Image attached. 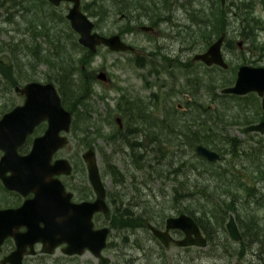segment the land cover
Listing matches in <instances>:
<instances>
[{
  "label": "flooded vegetation",
  "instance_id": "af4514ba",
  "mask_svg": "<svg viewBox=\"0 0 264 264\" xmlns=\"http://www.w3.org/2000/svg\"><path fill=\"white\" fill-rule=\"evenodd\" d=\"M194 1L196 4L205 5L201 8L206 9H204L205 12L203 14L207 17V20L213 18L217 20V33L211 38L204 39L205 48L203 50L195 49L190 43L186 45L189 37L184 36L183 39H180V45L176 53L174 48H172V40L174 37L166 34V32H173L174 27H176V24L180 21L179 19L187 20L190 18L191 14L187 13V8L191 6ZM63 2L65 1H62L60 4ZM153 2V5L150 7L140 8V10H135L133 12L125 11L121 14V17L129 21L135 19L136 21L144 20L148 22L136 23L135 26L153 36L157 35V39H155L156 42L151 50L130 43L129 40L125 38L126 33L135 30V27L131 23H127L118 34L126 43L131 44L133 48L114 50L107 45L100 44L97 46L96 51H92L89 47L79 42V34L76 32L77 41L80 45L77 46V44H74L75 46L70 47L65 43V45H61V47L55 51V40L48 39V35L44 30V23H39V21H37V28L33 32L36 36H32L31 39V42L34 43L31 47V52L33 50V54H28L27 52V56H29L27 62L29 67H27L29 69L26 67V64H24L22 69L24 70V74L19 75L22 79L18 77V82L13 85L15 95L21 100L15 99L10 103V106L8 105L9 107H6L5 111H2V113L0 111L1 119L6 112L12 111L17 106L25 103L27 95L19 92L16 86L22 87L31 81H39L42 83L52 82L55 85L61 97L62 105L71 112L72 117L70 130L68 132L61 130L60 133L67 134L68 136V133L74 126L73 128L75 131L85 132L84 136H82L83 139L91 137L93 142L91 143L89 140L91 143L89 144L88 141H86L89 147L82 152L81 156L84 163H86L87 172H77V170L80 171L79 168L77 169L78 162L75 161L76 164L74 165L68 157H65L72 165L71 173L54 175V177H58L64 184L65 190L71 192V200L76 203L91 202L97 198V192L89 177L88 163L84 157V153L92 148L99 165L100 146L97 145L96 138H106V143L111 147L109 153L106 154L105 160L108 166L106 172L111 177L109 181L104 179L100 165L99 169L105 187V202L108 206V211L105 212L102 209L97 210L93 213L92 219L95 229L105 226L109 227L107 244L102 250V254L109 257L107 264H123L121 261H117L113 255L105 251L110 245L109 236L112 229L115 227L113 223L115 221V215L121 213H127L122 215L123 220H125V218H135L134 214L139 216L142 221H139L137 226L147 228L148 235L159 245L157 248L158 251L153 255V262L149 264H190V259L186 255L181 256L180 253L166 254L162 252L171 246L172 243L177 244L176 240L183 238L185 233L180 228H171L169 232L173 238L168 245L163 244L161 239L153 233L149 225L153 224L158 228L165 229L166 219L171 216V214L164 220H159V216L156 212H152L151 208L147 207L148 205L144 206L145 203H150L151 200H146L143 196L151 195L150 192L154 194L152 188L149 187V181L159 180L157 179L159 177L157 171L161 166L160 164H172L176 148L186 149L191 147L192 123L195 125V122H203L197 119L191 120V114L196 115L197 113L204 115L208 112H212V108H217V104L215 105V102H212L210 108L206 106L202 109L204 106L201 101L199 102V99L204 93L203 81L220 83L219 81L222 79L221 84L224 82L228 84L224 87H220V90L219 87L215 90L211 87L210 90L213 93V99L216 101L219 100L222 105L224 99H233V107L236 112L235 122L240 124L239 127L243 129V132L247 133L249 138L247 142L248 146L250 148L264 150V132L260 129H249L252 125L264 122V93H260L257 90H251L242 94L223 92V88L231 86L236 82L238 70L241 65L249 64L255 67H264V42L259 43L257 41V36H259L258 31L260 32L262 28H264L263 18L260 13L254 11L255 4H257L256 2H258V4H264V0H186L182 3H177L178 0H153ZM70 3L72 5V2ZM51 4L54 7L60 5ZM212 4L213 6L208 7V5ZM71 5L68 7L67 12ZM177 5L182 7L184 15L181 16L175 11ZM17 6L21 7L20 4ZM14 7H16L15 0H11L6 6L8 11H10V9L12 11ZM22 9L26 11L27 23L33 26V19L28 17L32 10L30 9L29 11L26 7ZM213 9H219V12L214 13ZM12 12H14V16H16V12ZM67 12L65 14L66 20L70 23V20L67 18ZM150 19L155 22L151 23L149 21ZM31 20L33 21L32 25ZM13 21L14 19H12V22ZM174 21L176 22L173 23ZM143 25L151 26L152 28L144 29L142 27ZM221 35H223L221 48L223 57L227 62L226 67L217 63L208 64L201 59L194 58L196 53L206 51ZM39 36L44 39L43 42L38 40ZM239 37L240 40H237ZM27 38H29V36H27ZM160 38L161 41L159 42ZM162 38L164 39L163 42ZM21 39L19 42L14 40L16 45L21 44ZM24 40H27L30 46V40L26 38H24ZM245 42L249 43L247 48L250 55L249 57L244 55L242 57L243 61L238 65L237 69H233L231 68V64L234 63V60H230L228 54H231L232 59L237 57L238 51H245ZM235 44H237V47ZM102 46L110 51L129 53L135 69H141L140 72H137V75L140 77L143 89L146 88L150 92H148L149 94H144L143 92H136V94H134V90L131 86H128L129 88L125 86L116 108L114 110L109 108L107 112L105 111L106 113H104V115L108 116L107 122L91 131L87 121L84 119L83 122L82 120V116H86V113L88 114L89 111H91L86 107V102L83 103V97L89 100L93 99L92 95L95 92L94 83L96 82H101L109 87L113 85V79L104 65L98 68L93 66L92 61L95 59V56ZM77 47H81L84 50L81 61H77V59H75L76 56L73 55V50ZM69 49L71 51H69ZM193 51L195 52L193 53ZM69 55L73 56L69 59ZM49 61L62 62L64 65L68 66L70 69L69 72H71L67 73L68 78L71 77V74L78 75V72L74 70L77 69L78 71V69H80L79 75L88 86L84 90L81 82L82 79L79 78L76 80V78H73L72 82L75 84V88L79 90L78 94L72 92L71 85L70 87L69 84L66 85L67 82L62 83L61 86L58 87L52 80L56 81L55 78L59 75L61 71L60 68L57 67L58 75H54L47 70L35 69V63L47 64ZM11 66L14 70V66ZM19 66H21V63L17 65V67ZM51 66L54 69L56 68L53 65ZM127 68L130 69L132 67L127 66ZM15 71L16 70H14V74ZM100 73H104L106 78L99 77ZM64 74H66V70H64ZM41 78L46 80H42ZM76 99L80 100L74 102ZM91 106L92 104L90 103V107ZM106 118L107 117H102V119ZM22 120L23 119L19 117L14 118L12 120L14 123L13 126H21L20 122H22ZM95 123L96 120L93 121V125H95ZM48 128L49 122L47 119L38 122L34 126L33 131L27 135L25 141L19 146V153H29L35 139L45 134ZM68 143L54 152L52 161L64 157H56L55 154ZM4 152L5 151L0 148V159ZM74 169L75 174L73 179L63 178V176L68 178L73 177ZM161 169L165 171L164 167ZM138 171L146 172L145 178H143V176L140 178L138 176ZM7 174H11V171H7ZM162 176H166L165 173L162 174ZM14 183L18 184V187L10 188L4 183L0 176V209L18 208L27 199H31L35 196V192L32 190L24 194L23 191L19 189V187L27 188L30 183L27 184L24 180H19ZM143 186H146L145 190H143ZM56 200L59 204L62 203L61 198H57ZM58 207L60 208V205H58ZM56 209L59 210L57 207ZM52 212L57 214L53 209ZM40 215L37 218H40ZM61 217L62 216H56V220H59ZM145 217L153 221H144V219H147ZM237 223L241 232V238L237 240L232 239L230 236L229 238L233 241V244L240 243L241 245L245 239V235L238 221ZM29 225L28 216H26V214H0V264H80L77 262V259L75 260V257L83 254L87 250L93 254L94 260L93 262L87 261L85 264H101V258L89 249H85L82 253L70 254L65 252L64 248L67 245L66 242L57 244L52 251L44 249L49 242L45 244L42 240H37L32 244L31 235L26 234ZM40 225H45L43 220L40 221ZM200 229L201 233L207 238L208 245V233L202 226H200ZM178 246L186 249L190 246L198 245ZM70 257L73 258V261L68 262L66 258ZM130 259H133V257L130 256ZM128 262L129 261H126V264H134ZM236 262L241 261H235L234 264Z\"/></svg>",
  "mask_w": 264,
  "mask_h": 264
},
{
  "label": "water",
  "instance_id": "95a60500",
  "mask_svg": "<svg viewBox=\"0 0 264 264\" xmlns=\"http://www.w3.org/2000/svg\"><path fill=\"white\" fill-rule=\"evenodd\" d=\"M49 1L54 5H59L62 1L72 2L67 12V18L70 20L72 28L79 34V42L92 51H96L100 44L107 45L114 50L133 48L118 33L105 35L95 30L94 21L81 8V0ZM142 27L144 29L152 28L147 25ZM222 42L223 35L217 38L206 51L196 53L194 58L201 59L208 64L217 63L226 67L227 62L221 48ZM99 77L106 78L104 73H100ZM16 89L25 93L27 98L23 105L6 112L0 119V148L5 151L0 159V176L10 188L18 187V184L14 182L19 180H24L27 184L30 183L27 188L19 187V189L24 194L32 190L35 192V196L27 199L18 208L0 209V214H26L30 224L26 234L31 235L32 244L37 240H42L45 244L49 242L44 249L52 251L57 244L66 242L65 252L82 253L85 249H89L101 258V264H107L109 257L104 256L102 250L107 244L109 227L95 229L92 219L95 211L101 209L105 212L108 211L105 202V187L94 150L88 149L84 153V157L88 163L89 177L97 192V198L91 202H73L71 192H67L61 180L54 177L61 173H71L70 161L65 157L52 161L54 152L69 141L67 134H61L60 131L68 132L70 130L71 112L62 105L61 97L52 82L31 81L22 87L16 86ZM251 90L264 93V67L241 65L236 82L223 88V92L238 94ZM16 117L23 119L20 122L21 126H13L12 120ZM43 119H47L49 122L48 130L35 139L29 153H19V146L33 131L34 126ZM249 129H260L264 132V122L252 125ZM195 151L211 162H216L221 158L219 151L203 143L197 144ZM7 171H11V174H7ZM57 198L62 199L61 204L57 202ZM52 209L57 214L53 213ZM39 215L40 218H37ZM56 216L62 217L56 220ZM42 220L44 226L40 225ZM225 225L232 239L241 238L234 213L229 214ZM149 226L165 245H168L173 238L169 232L171 228H180L185 233L183 238L176 240L178 245L206 246L208 242L201 233L196 220L187 213L167 217L165 229L158 228L153 224ZM235 264H241V262Z\"/></svg>",
  "mask_w": 264,
  "mask_h": 264
},
{
  "label": "rangeland",
  "instance_id": "374dc122",
  "mask_svg": "<svg viewBox=\"0 0 264 264\" xmlns=\"http://www.w3.org/2000/svg\"><path fill=\"white\" fill-rule=\"evenodd\" d=\"M185 1L186 0H178L177 3H182ZM86 2L92 3L94 2V0H82V6ZM107 2L108 1H106L105 5L103 6L105 10L93 8L95 11V14H93V12L92 14H90L88 11L87 12L85 11L88 14V16L94 21L95 30L99 31L100 33L109 35V34L119 33L126 26L127 23H131L135 27L134 28L135 30L133 32L126 33L125 38L129 40L130 43H133L137 46H141L143 48L146 47L148 48V50H151V48L154 46V43L156 42L155 39H157L156 38L157 35L153 36L145 31L138 29L135 26L137 22L135 19H133V21L124 19L123 17H121L122 13L115 12L114 10L115 6L111 4V6L109 7V4H107ZM256 3L257 4H255L254 11L256 13L261 14V17L263 18V24H264V4H258V2ZM70 5H71L70 2L65 1L57 7H50L47 9L46 5L43 4L42 2H39V1L36 2V6H35L36 9L41 10V8L44 6V10H42V12L51 13V16L54 19L58 18V20H61L59 22V27H58L59 32L57 33L59 36H56L55 38L56 40L54 42L55 51H57V49L61 47L62 42L63 44L67 43L70 47L75 46L74 45L75 39H77L76 31L71 27L70 23L66 19H64V17L66 18L65 14ZM6 6L1 7L0 5V62H5L4 64H6L7 66L13 65L15 68L14 70H16L15 77L18 78L20 74H24L23 72H20V67L21 66L23 67L24 64H26V67L27 66L29 67V65L27 64L28 57H29L27 56V52L29 51L24 46L26 44L24 43V38L29 39L31 42L32 36H36V34L33 33L31 30L29 32L30 25L27 23L28 19L26 17V11L22 9L23 8L22 6L21 8L16 5V7L12 9V11L16 12V16H14V12H12L11 9L10 11H8V8H6ZM202 6L204 7L205 5H200L198 3L196 4L194 1V3H192L191 6H188L187 13L189 14L197 13L199 11H196V10L198 8L200 9ZM210 6H213V4L208 5V7ZM175 11L181 16L184 15V10L182 9V7H179V5H177V9H175ZM28 17L30 19L32 18L31 15ZM12 19H14L13 22H12ZM179 20H180L178 21L179 23L182 22V23L189 24V19L187 20L179 19ZM32 23L33 21L31 20V25ZM144 23H148V22H144ZM206 28H208L209 30L212 29V27L210 26L205 27L204 29L206 30ZM258 33H259V36H257V39H258L257 41L259 43H263L264 42V28H262L260 32L258 31ZM166 34L172 35L174 37L172 40V45H173L172 48H174L175 52L177 53L181 40L175 36L176 34L175 31L173 32L168 31L166 32ZM203 34H202L201 39L198 40V42L201 41V44H199V46L193 45L192 42L189 40L187 41L186 45H189L190 43L195 47V49L203 50L205 48L204 39L206 38L205 37L203 39ZM27 36H29V38H27ZM181 36L184 37L185 34H182ZM20 39L22 43L16 45L14 40L19 42ZM38 40H41L43 42L44 39L41 38V36H39ZM237 40H240V37L237 38ZM160 41H161V38L159 42ZM163 41L164 39L162 40V42ZM33 44H30L29 46L30 49ZM248 44L249 43L245 42V49H244L245 51H240V52L238 51L237 57L232 59L231 54L230 53L228 54V58L230 60H234V63L231 64V68L237 69L238 65L243 61L242 57L244 55L246 57H249L250 53L248 52V48H247ZM235 46L237 47V44H235ZM69 51L71 50L69 49ZM195 51H193V53ZM83 54H84V50L81 47H77L76 49L73 50V55L76 56L75 59H77V61H81ZM71 56L69 55V59ZM130 57L131 56L129 53L110 51L106 47L102 46L100 47L98 54L95 56V59L92 61L93 66H95V68H98L104 65V67L106 68V70L109 72L110 76L113 79V85L109 87V86L104 85L101 82L94 83L95 92L92 95L93 99L92 100L86 99L85 101L86 107L91 110L89 112L92 115V117L90 120H88V118L83 115L82 120L83 122H84V119L85 121H87V124L89 125V129L91 131L94 130L95 128H99L101 125L107 122L108 116H105L104 113H106L107 109L109 108H111V110H114L116 108L117 102L125 86L126 88H129L128 86H131L132 89L134 90L133 91L134 94H136V92H143L144 94H149L148 92L150 91H148V89L146 88L143 89V86L141 85L140 77L139 75H137V72L138 71L140 72L141 69H135L134 65L132 64L133 62H131ZM19 63H21V66L17 67ZM51 65L55 66L56 68L54 69ZM127 66L128 67L131 66L132 68L128 69ZM57 67L61 69L59 75L57 72ZM35 69L43 70V71L47 70L54 75H58L55 78L56 81L54 80L52 81L59 87L61 86L62 83H64L62 79L63 78L62 74H64V70L69 69V67L64 65V63L62 62H58V61L50 62L49 61L47 64L38 63V62L35 63ZM74 71L78 72V75L71 74V77L76 78V80H78L79 78L82 79L79 75L80 69H78V71L77 69ZM41 79L46 80L44 78H41ZM221 80L219 81L220 83H212L210 81L202 82L204 86L203 87L204 93L199 99V102L201 101L203 105L208 106L209 108H210L211 103L215 102V105L217 104V109H216L217 113L214 111V114H211V116L209 113L204 114V115H200L197 113L196 115L191 114V120L197 119L198 121L207 122V124H205L204 126H201L202 123L200 122H195V125L194 123H192L191 129L198 130V131L201 130V135L212 134L213 136H217V135L225 134V135L239 137L240 139L247 140L248 138L247 133L243 132V129L239 127L240 124H237V122H235L236 112L233 107L234 100L231 98L224 99L223 105H228V106H223L222 103L219 102V100L216 101L215 99H213V93L210 90L211 87L214 88V90L217 87H219V90H220V87H224L225 85H228L226 83L221 84ZM0 81L6 84V79L3 77L1 73H0ZM87 86L88 84L85 85L83 89L85 90ZM15 99L18 100L20 98L15 95L13 87H11V90L8 88L4 90L3 85H0V111L6 104L10 106V103L13 102ZM90 103L92 104L91 107H90ZM217 115L221 117H218ZM102 117L104 118L107 117V118L102 119ZM95 120H96L95 125H99V126L93 125V121ZM208 125H211L212 127H214L215 129L214 133H209V131L205 129V127H208ZM73 127L71 131L68 133L69 143L63 148L59 149L58 152L55 154V156L56 157H59V156L68 157L74 165L76 164L75 161H77L78 162L77 169L78 168L80 169V171L77 170V172H81V171L87 172L86 163H84V160L81 156H82V152L86 150L89 147V144L93 142L91 140V137H86V139H83L82 136H84L85 132L75 131ZM207 139L209 138L207 137ZM89 140L91 143L89 142ZM86 141H88L89 144H87ZM96 141H97L96 142L97 145L100 146L99 165L104 175V179L109 181L111 177L106 172V168H108V166L105 160H106V154L109 153L111 147L109 144L106 143V138H96ZM201 143L213 148V145L211 143H207L205 141ZM227 146L228 145H226L225 147ZM225 161H226L225 158L221 159V162H225ZM145 173L138 171V176L140 178L142 176L143 178H145L144 177ZM74 174H75V169L73 172V177L68 178L66 176H63V178L73 179ZM251 176H254V175H251ZM149 182H150L149 187L152 188L154 194L150 192L151 195L143 196L144 199L151 200L150 203H145L144 206L148 205L147 207L151 208L152 212H157L160 210L161 208L160 206L165 207L168 205L169 201H164L163 199L166 197L161 196L160 194L161 193L160 189L165 190L166 186H163L161 188L158 180H150ZM175 182L176 180L174 179V184ZM174 184H171V187ZM256 184L258 187H262L264 190V182L258 181ZM145 187L146 186H143V190H145ZM171 191L172 189L170 190V192ZM156 194H157V197H156ZM240 194H243V193H240ZM159 201L161 202L157 204ZM244 209L245 207L239 206L236 210L240 212L231 211V213H234V215L236 216L239 224H240V219L237 213L241 214V218L245 217L246 212L244 211ZM181 212L183 211L179 212V210L177 209L176 210L172 209L169 212L167 210V214H165L164 219L169 214L177 215ZM159 213L157 212V214ZM251 213L255 214V216H257L260 219L262 225H264V209L263 208H255L254 211H252ZM113 223L115 224L116 222L114 221ZM213 224H214L212 225L213 236H212V240H209L208 245L204 247L190 246L185 249L184 247H181L175 243H172L171 246H169L165 251H162V252L166 254L180 253L181 256L186 255L190 259V264H225L230 259L232 260L233 264L235 261H241L242 264H264L263 260L258 256V247H259L258 245H255V243L248 244L247 242L249 240L247 239L245 241L246 244L244 243L246 251L244 252L243 255L241 254L239 256V253H238L239 250L243 249L240 243L233 245L232 243H229L228 241L225 240L226 245H223V242H225L224 237H221V234H218L217 231H214L215 223ZM226 232H227V235L229 236L228 231ZM109 242H110V245L106 248L105 251L113 255V257L117 261H121L123 264H126V261H129L128 263H134V264H149L153 262V255L154 253L158 251L157 248L159 246L156 243V241L151 236L148 235V231L143 226H136L135 228L125 229L115 224V227L112 229L111 234L109 236ZM130 256L133 257V259H130ZM66 259H68V262L73 261L72 257L66 258ZM76 259H77V262H79L80 264H85L87 261L93 262L94 257H93V254L87 250L83 254H80L79 256L75 257V260Z\"/></svg>",
  "mask_w": 264,
  "mask_h": 264
},
{
  "label": "trees",
  "instance_id": "16d2710c",
  "mask_svg": "<svg viewBox=\"0 0 264 264\" xmlns=\"http://www.w3.org/2000/svg\"><path fill=\"white\" fill-rule=\"evenodd\" d=\"M37 1L45 4L47 9L54 7L48 0H15V3L16 5L20 4L22 7H26L29 11L30 9L32 10V12L30 11V15L34 21L33 26H30V30L32 32H34L37 28V21H39V23L43 22L44 30L48 35V39L56 40V36H59L57 33L59 32L58 27L61 20H58V18L54 19L51 16V13L42 12L41 10H44V6L41 10L36 9L35 6ZM106 1H108L107 4H109V7L111 4L115 6L114 10L117 13H123L125 11L133 12L135 10H140V8H145L147 6L150 7L154 3L153 0H94L92 3L86 2L82 6V9L86 12L88 11L90 14H92V12L95 14L93 8L105 10L103 6ZM10 2L11 0H0V5L1 7H5ZM204 9L198 8L196 11L199 12L191 14L189 24H176L173 31L176 32L175 36L178 39H183L184 37L181 35L185 34L186 37H189L188 40H190L193 45L199 46L201 41L198 42V40L201 39L203 33V39L205 37L211 38L215 33H217V20L214 18L207 20V17L203 14L206 10ZM213 12H219V9H213ZM64 19L66 18L64 17ZM149 21L151 23L155 22L152 19ZM143 22L145 21L139 20L136 23ZM209 26L212 27L211 30L208 28H206V30L204 29ZM24 43H26L24 45L25 48L29 51L28 54H33V50L31 52L30 47H28L29 42L24 40ZM30 44H33V42H30ZM75 44L80 45L77 39H75ZM62 45L65 44L62 42ZM4 63L5 62H0V73L6 79V84L0 81V85H3L4 90L6 88L11 90V87L18 82V78L15 77L12 66H7ZM22 69L23 67L21 66L20 72H24ZM65 70L66 74H63V82H67L66 85L69 84V87L71 85L72 92L74 94H78L79 90L75 88V84L72 82L73 78L67 77V73H70L69 69ZM81 82L82 87L84 88L87 83L83 79ZM223 84H225V82ZM80 99H76L74 102H77ZM85 99L86 98L83 97V103L85 102ZM7 105L8 104L2 108L1 113L6 110ZM203 106L204 107H202V109L206 107L205 105ZM216 109L217 108L212 109V112H208L210 116L211 114H214V111L217 113ZM217 116L221 117L219 115ZM86 117L88 120L91 119L90 112L88 114L86 113ZM201 123L202 126L207 124L206 121ZM205 129H207L209 133L215 132L214 127L211 125H208ZM191 133V147L186 149L176 148L172 164H160L161 166L157 171L159 174L157 179H159L158 181L160 183V187L162 188L163 186H166V191L160 189V194L161 196L166 197L163 199L164 201H169L167 206H160V210L157 211L158 213L160 212L157 214L159 216L158 219L164 220L167 210L169 212L172 209H177L179 212L183 211L184 213L193 216L196 222L205 228L208 233L209 240H212V225L215 223L214 231L221 234V237H224V241L226 240L229 243H232L233 241L227 235L225 224L231 211L237 212L238 210L236 209L239 206H243L245 207L244 211L246 212V216L241 218V214L237 213L240 219L241 228L245 235V239L242 242L243 244H241L243 249L238 252L239 256L244 254L246 249L244 243L248 239V244L255 243V245L259 246L258 256L264 262V225H262L260 219L255 216V214L251 213L255 208L264 209V190L256 184L258 181L264 182V150L250 148L247 143L249 138L245 140L225 134L217 136H213L212 134L201 135V130H192ZM207 137L209 139H207ZM203 141L211 143L213 145V149L215 148L220 152V160L211 162L196 153L195 145ZM226 145L228 146L225 147ZM223 158L226 159L225 162H221V159ZM162 167L165 168V171L161 169ZM164 173L166 176H162ZM174 179L176 180L175 184ZM171 184L174 185L171 187ZM171 189L172 191L170 192ZM160 202L161 201L157 204ZM124 214L127 213L115 215V224L122 228H135L139 221H142L140 220V217L135 214V218H125V220H123L122 215ZM149 220L152 219H144V221ZM226 241L223 242V245H226ZM225 264H232V260L230 259Z\"/></svg>",
  "mask_w": 264,
  "mask_h": 264
}]
</instances>
